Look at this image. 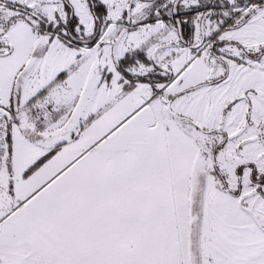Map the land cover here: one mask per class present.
I'll use <instances>...</instances> for the list:
<instances>
[{
    "label": "snow or ice",
    "instance_id": "snow-or-ice-1",
    "mask_svg": "<svg viewBox=\"0 0 264 264\" xmlns=\"http://www.w3.org/2000/svg\"><path fill=\"white\" fill-rule=\"evenodd\" d=\"M0 264H264V0H0Z\"/></svg>",
    "mask_w": 264,
    "mask_h": 264
}]
</instances>
